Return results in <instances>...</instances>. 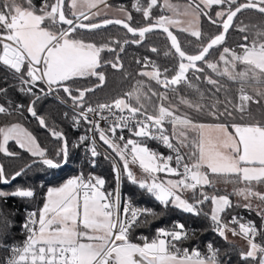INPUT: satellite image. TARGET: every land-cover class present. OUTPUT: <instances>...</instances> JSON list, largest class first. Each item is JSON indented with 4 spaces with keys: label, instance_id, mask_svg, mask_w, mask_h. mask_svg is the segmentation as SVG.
I'll return each mask as SVG.
<instances>
[{
    "label": "snow or ice",
    "instance_id": "snow-or-ice-1",
    "mask_svg": "<svg viewBox=\"0 0 264 264\" xmlns=\"http://www.w3.org/2000/svg\"><path fill=\"white\" fill-rule=\"evenodd\" d=\"M101 6L110 7L107 0H40L39 5L35 0H0V67L7 73L3 77L6 87H0V97L6 100V104L0 103V115L23 117L26 107L40 127L60 142L55 155L50 156L22 123L0 126V153L19 158L18 153L8 150L11 140L33 158L11 176L0 165V183L9 184L38 165L54 170L68 162L70 149L64 133L49 127L36 110L37 101L44 96L55 94L61 103H66L58 95L61 91L72 102L74 125L79 126L82 120L93 133L92 143L85 149L90 153L92 166H96L95 158L99 155L96 134L118 157L112 164L116 183L112 191H103L106 181L91 173L87 176L80 173L59 186H48L42 206L26 210L21 225L25 233L23 242L0 243L6 253L0 257V264H231L230 260H221L220 250L212 242L206 244L205 252L197 247H182L194 230L178 221L171 229H156L151 239L140 236L142 243L134 242L133 231L151 223L149 217L154 219L158 214L154 209L134 205L130 197H121L120 185L125 179L164 209L204 215L210 219L212 230L225 240L229 232L241 236L247 250H239L240 261L264 264V192L257 190V186L264 185V0H187L184 4H173L170 0H164L163 4L146 0L145 4L135 0L132 8L142 13L145 22L139 27L132 26L133 16L124 7L117 9L124 18L91 22L101 15ZM157 7L172 15L154 16ZM214 9L218 10L213 14ZM248 10L256 12L261 20L237 24L239 14ZM178 16L184 19H176ZM202 18L217 29V34L203 31ZM113 24L122 26L133 38L121 41L110 37L97 44L77 35L80 30L91 32ZM177 26L195 38V42L190 40L186 46L194 47V51H186L170 30ZM231 28L242 34L243 42L236 47L224 46ZM157 29L170 41V49L163 55L171 57V66L162 68L147 56L137 58L135 63L140 67L136 75L147 80L137 79L129 92L109 103L85 106L86 95L106 83V73L101 67L110 65L129 77L131 74L124 72L120 52L129 44L146 43L148 34ZM149 50L159 54L154 46ZM105 51L116 55L114 60L102 64L101 53ZM214 52L218 56L210 59ZM206 70L238 83L237 96L226 95L224 101L219 100L217 94L224 86L219 79L206 75ZM190 72L196 81L203 77V82L212 86L207 101L205 92L189 79ZM88 77H95L99 83L91 88L71 87L77 78ZM9 80L13 83L9 84ZM153 81L163 91L154 89ZM182 87L195 92L198 98L192 100L181 95ZM10 88L33 99L26 106L14 104L8 98ZM180 105L189 111L181 112ZM253 105L257 106L255 112ZM89 114L99 119H90ZM205 114L223 122H200L197 118ZM64 115L68 118V113ZM100 121L108 127L102 128ZM125 130L129 133L127 139L123 135ZM89 139L83 135L78 143ZM149 141L158 142L174 155L165 156L153 150ZM134 167L139 168V176ZM161 173L166 174L165 178ZM217 179L232 183L233 191L217 194ZM206 188L213 189L212 194ZM230 195L247 201L242 205L247 210L253 209V199L259 201L255 206L261 218L259 227L253 221L241 222L235 215L225 222L224 214L233 207ZM35 196L34 187L0 190V198L5 199ZM209 201L210 212H204L203 206ZM4 223L10 226L7 220ZM233 225H238V229ZM257 237L261 242H257Z\"/></svg>",
    "mask_w": 264,
    "mask_h": 264
},
{
    "label": "trees",
    "instance_id": "trees-1",
    "mask_svg": "<svg viewBox=\"0 0 264 264\" xmlns=\"http://www.w3.org/2000/svg\"><path fill=\"white\" fill-rule=\"evenodd\" d=\"M179 2H187V0H172ZM146 4V0H142ZM35 3L39 5L40 0H35ZM134 0H109L108 5L113 9H119L124 7L128 12L133 16V20L130 22L132 26L139 27L144 26L145 22L143 21L142 13H137L133 8L132 4ZM158 3L161 4V1L158 0ZM218 9L213 10L214 11ZM163 14L159 7L153 10V15ZM115 18L111 15H100L98 17L92 18L91 22L96 23L100 22L102 19ZM124 18V17H123ZM261 20L259 15L251 10L244 11L242 14H239V18L236 23L239 24L240 21H243L245 24L249 23H258ZM202 28L203 31L207 32L209 35L217 34V29L214 26H211L206 18H202ZM175 35H177L178 40L181 42L182 46L185 47L186 51H194V47H186L188 42L191 40L195 42V38L190 37L187 33L181 32L178 29H171ZM254 31V30H252ZM252 31L249 33L250 40L252 38ZM77 35L83 38L86 42L94 41L97 44L106 42L110 37L119 38L121 41L125 39H132V35L128 34L122 27L118 25H111L99 30L94 31H84L80 30ZM138 39V36L135 37ZM242 34L239 33L236 28H231L227 34V42L224 46L236 47L239 43H242ZM156 47L159 50V54L152 53L149 48ZM116 48L117 52H120L119 48L116 45H113ZM170 44L167 40V37L164 33L153 32L148 34L147 42L142 43L141 45L129 44L125 47L123 52H120V58L123 63L124 72H128L131 75L125 77L123 72L117 71L111 68L110 65L102 66L101 71L106 73V83L98 87L94 92L88 93L86 95V105L91 104L95 105L100 102L113 100L117 97L124 96L125 93L129 92L134 86L137 79L147 80L145 77H138L136 73L139 71V67L135 60L137 58H143L145 56L149 57L151 60H154L162 68L169 67L173 63L171 57H164V52L169 51ZM222 50V49H221ZM239 51V49L237 48ZM174 52V50H171ZM116 53H109L107 51L102 52V64L103 61L114 60ZM218 52H214L210 59H216ZM199 64V63H198ZM203 67V65H200ZM239 70V67H238ZM7 73L3 67H0V87H6L3 77ZM206 75H212L214 79H219L220 84L227 88L228 91L225 92L222 88L221 92L217 94L219 100L224 101L225 96L235 98L237 96V90L240 87L238 83H233L228 81L226 78L216 77L211 70H206ZM171 75V73L169 74ZM189 79L193 83L198 84L201 91L205 92V101L209 97V89L212 86L207 85L203 82V77L201 81H196L193 73L188 74ZM9 84L13 83L12 80L8 81ZM99 81L95 77L88 78H77L72 82L71 87L75 88H91L96 86ZM152 86L157 91H163L162 88L155 85V82H152ZM146 90V89H145ZM251 92V89H247ZM214 91V90H213ZM62 98L66 100V103H60L53 99L50 96H44L36 103V110L38 115L44 117L49 127L55 128L58 131H62L69 142L70 155L69 160L66 164H63L61 168L48 170L41 169L38 165L36 168L28 171L26 174L18 177L15 181H12L9 184L0 183V190L5 192H10L15 190L17 187H34L38 194L34 199H21V198H0V243L10 244L12 242H21L25 239V235L21 232V225L25 220V209L37 205V209L43 204V196L47 190L48 186H59L63 183L69 175L77 174L78 172L87 173L95 172L100 177L104 178L106 181L104 189H112L115 187V179L112 170L113 161L108 158L106 159V154L101 150L97 149L99 155L95 158L96 166L93 167L91 163L90 154L86 153L83 147L77 142V135L75 130L72 128V116L74 115L72 108V102L70 99H67V96L62 91L59 93ZM181 95L187 96L189 99L196 100L198 98L197 94L191 90H188L184 87L181 88ZM8 98H10L14 104L22 103L25 106L33 99L31 96L24 95L19 92L16 88H10L8 91ZM0 103L6 104V100L3 97H0ZM134 103V101H133ZM153 103L157 101L153 100ZM177 103V101H173ZM256 105H253V111H256ZM151 110V109H150ZM181 112L189 111L183 105H180ZM221 110H223L221 108ZM65 113H68V118H65ZM194 115V114H193ZM200 122L204 123H216L223 122L214 120L211 116L204 115L197 118ZM19 122L22 123L29 131H31L38 139L40 145L48 150L50 156L55 155V150L59 146V143L55 138H53L47 129L40 127L38 121L33 118L30 114L27 113L26 107L24 109L23 117L18 116H4L0 115V126L12 123ZM169 128L170 126L166 125ZM119 135V134H118ZM123 135L127 139L129 133L124 132ZM149 147L153 150L168 155L167 150L157 144L156 142L149 141ZM8 150L10 152H15L19 154V158L6 156L4 153H0V165H3L6 173L11 176L15 171H18L27 163H31L32 157L25 152L23 149H20L15 141L8 142ZM42 183L43 186L39 188V184ZM205 191H213L211 188H206ZM121 193L123 197H130L132 202L150 206L158 214L156 218L149 217L151 223L148 225H142L137 227L133 233L132 238L134 242L142 243L139 239L140 236H146L149 239L153 236L154 229L157 226H168L175 221H178L185 225V227L192 228L194 230V235L188 240V243L203 244L207 241H212L215 246L220 250L221 260L222 261H231V264H243L239 258V250L241 249L235 242H232L227 237V240L224 238H216L211 233V222L204 215L195 216L191 214H185L181 211H178L173 208L164 209L158 202H156L152 197L142 192L138 187L130 184L126 179L121 183ZM217 194H224L219 192ZM233 207L228 209L224 214V220L227 222L231 219L233 215L241 218V222L253 221L257 227L261 224V218L253 210H247L244 207H235L238 204L231 198ZM205 208L210 212L211 203L210 201L206 203ZM7 220L10 222V226L5 225L4 221ZM233 227H238V225H233ZM257 242H261V238L257 237ZM235 246V248L233 247ZM0 254L4 255L5 251L0 247Z\"/></svg>",
    "mask_w": 264,
    "mask_h": 264
},
{
    "label": "built area",
    "instance_id": "built-area-1",
    "mask_svg": "<svg viewBox=\"0 0 264 264\" xmlns=\"http://www.w3.org/2000/svg\"><path fill=\"white\" fill-rule=\"evenodd\" d=\"M134 2H135V0H134ZM60 97H62L60 94H58ZM50 97H52L53 99H55L56 101H58V102H60L61 103V101L59 100V99H57L56 98V95L54 94V95H51ZM118 98V97H117ZM112 100H109V101H104V102H100V103H109V102H111ZM65 104V103H64ZM98 104V103H97ZM93 107H95L96 106V104L95 105H92ZM72 110H73V108H71ZM105 115H107V113L105 112ZM89 118L90 119H99L98 117H94L93 116V114H89ZM100 124H101V127L102 128H107L108 127V125L104 122V121H100ZM72 128H73V130H75V132H76V135H77V142H79V138L81 137V136H83V135H86V136H89L90 137V139L88 140V141H86V142H84L83 144H80L82 147H83V149H84V151H85V149H86V146H90L91 145V143H92V141H91V137L93 136V133H91V132H89L88 131V128H89V125H87V124H85L82 120H81V123H80V125L79 126H75L74 125V121H73V123H72ZM124 132H127L126 130L124 131ZM128 133V132H127ZM120 135V132L119 131H117V137ZM95 140H96V147H97V149L98 150H101L102 152H104L107 156H109L110 157V159L113 161V160H116V158H115V156H114V154H113V152L112 151H110L109 150V148H107V146L105 145V144H103V142L102 141H100L99 140V135L98 134H96L95 135ZM153 142H156V141H153ZM157 144H159L158 142H156ZM160 146H162L161 144H159ZM163 147V146H162ZM165 148V147H164ZM166 150H167V152H168V155H174L173 153H171L170 152V150L169 149H167V148H165ZM86 152V151H85ZM88 154H90V153H88ZM172 166L173 167H175L176 165H175V160H173L172 162ZM91 164V163H90ZM80 173H82V172H78L77 174H74V175H69L67 178H66V180L68 179V178H71L72 176H75V175H79ZM93 174V175H95V176H98V177H100L98 174H96L95 172H87V173H83L85 176H87L88 174ZM164 174V173H163ZM41 185H43L42 183H40L39 184V188H41ZM116 188V184H115V187L114 188H112V189H104V186H103V191H105V192H109V191H112V190H114ZM120 192H121V185H120ZM38 194V191L36 190V195ZM121 197L122 198H124L123 196H122V193H121ZM133 204L134 205H136V206H138V207H141V208H143V207H148V208H151L150 206H146V205H143V204H138V203H134L133 202ZM206 205V204H205ZM205 205L203 206V211L204 212H208L207 210H206V208H205ZM37 209V205L35 204L33 207H31V208H28V209H25L24 210V212H25V218H26V210H28V211H32V210H36ZM152 209V208H151ZM210 220V219H209ZM24 222H25V220H24ZM23 222V223H24ZM175 222H177V221H175ZM211 222V221H210ZM174 223V222H173ZM173 223L172 224H170V225H168V226H157L155 229H154V233H153V236L155 235V232H156V229H158V228H161V227H163V228H166V229H171V227H172V225H173ZM187 229H189L190 231L191 230H193L192 228H188V227H186ZM210 231H211V233L214 235V237H216V238H220V236L217 234V233H215L213 230H212V225H211V228H210ZM21 232L25 235V233H24V231H23V229H22V227H21ZM228 234H231L232 235V233L231 232H229ZM152 236V237H153ZM151 237V238H152ZM24 240V239H23ZM23 240L21 241V242H12V243H10L9 245H11V244H17V243H22L23 242ZM208 242H212V241H207V242H205V243H203V244H196V243H192V244H190V243H188V240L187 241H185V242H183V244H182V247H188V248H192V247H197V248H199L200 250H201V252H205L206 251V248H205V246H206V244L208 243ZM213 243V242H212ZM213 245L215 246V244L213 243ZM216 247V246H215ZM217 248V247H216ZM6 255V253L4 254V255H2V254H0V257H3V256H5Z\"/></svg>",
    "mask_w": 264,
    "mask_h": 264
},
{
    "label": "rangeland",
    "instance_id": "rangeland-1",
    "mask_svg": "<svg viewBox=\"0 0 264 264\" xmlns=\"http://www.w3.org/2000/svg\"><path fill=\"white\" fill-rule=\"evenodd\" d=\"M182 4H184V3H182ZM182 11V10H181ZM122 14V13H121ZM163 14H166V12H163ZM167 15H172V13H170V12H168V14ZM176 19H184V17H182V16H178V17H175ZM148 70H150V69H148ZM247 90V89H246ZM230 131H232L231 130V128L229 129ZM107 146V145H106ZM107 148H108V146H107ZM109 150L110 151H112L110 148H109ZM114 154V153H113ZM114 156H115V154H114ZM166 156H168V155H166ZM116 158V160L118 161V157H115ZM218 182H221V183H223V184H225V185H220V184H216L217 186H216V188L217 189H219L220 190V192H222V193H224V194H230L232 191H233V187H234V185L232 184V183H225L224 181H223V179H217V181H216V183H218ZM257 190H259V191H262V192H264V185H259V186H257ZM213 192V191H212ZM212 192L211 191H209V194H212ZM230 200H231V198L234 200V201H236L238 204H240L241 206L243 205V204H245V203H247V201H245V200H243V198H241V197H237V196H235V195H230ZM252 204H253V211H255L256 212V210H255V206L257 205V204H259V201H257V200H255V199H253L252 201ZM243 207V206H242ZM237 229H238V227H237ZM228 238H229V240L230 241H232V242H235L241 249H244V250H247V244H246V241L241 237V236H234V235H231V234H228V236H227Z\"/></svg>",
    "mask_w": 264,
    "mask_h": 264
},
{
    "label": "crops",
    "instance_id": "crops-1",
    "mask_svg": "<svg viewBox=\"0 0 264 264\" xmlns=\"http://www.w3.org/2000/svg\"><path fill=\"white\" fill-rule=\"evenodd\" d=\"M109 0H107V3H108ZM161 1V4H163L164 0H160ZM171 3L173 4H182V3H186V2H179V1H172L170 0ZM100 11H101V15H111V16H114L115 18H123V14H121L119 11H117V9H113L111 7H108V8H103V6H101L100 8ZM168 12H166L165 15H167ZM98 17V16H97ZM95 18V17H93ZM171 29H178L179 30V26L177 27H172ZM166 156V155H165ZM133 170L136 172V174L139 176L140 175V170L138 167H134ZM160 176L162 178H165L166 174H163L161 173ZM168 178H175V177H168ZM217 185L220 184V185H225L221 182H218L216 183ZM216 185V186H217ZM227 236H228V233H227Z\"/></svg>",
    "mask_w": 264,
    "mask_h": 264
},
{
    "label": "water",
    "instance_id": "water-1",
    "mask_svg": "<svg viewBox=\"0 0 264 264\" xmlns=\"http://www.w3.org/2000/svg\"><path fill=\"white\" fill-rule=\"evenodd\" d=\"M108 19H115V18H113V17H111V18H108ZM96 23H99V22H96ZM114 25V24H113ZM108 26H111V25H107V26H105V27H108ZM118 26H120V25H118ZM105 27H103V28H105ZM120 27H122V26H120ZM123 28V27H122ZM102 29V28H101ZM99 30V29H98ZM125 31H126V29H124ZM171 30V29H170ZM84 31H87V30H84ZM127 32V31H126ZM154 32H161V33H163L162 32V30H159V29H157V30H154ZM128 34H130V33H128ZM165 34V33H164ZM130 35H132V34H130ZM165 36H166V34H165ZM169 44H170V41H169ZM199 63V62H198ZM34 118V117H33ZM11 183V182H10Z\"/></svg>",
    "mask_w": 264,
    "mask_h": 264
}]
</instances>
